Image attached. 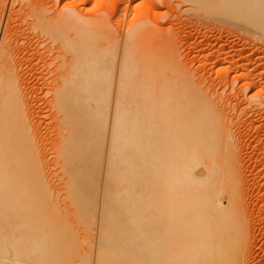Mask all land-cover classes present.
<instances>
[{
  "label": "bare ground",
  "instance_id": "6f19581e",
  "mask_svg": "<svg viewBox=\"0 0 264 264\" xmlns=\"http://www.w3.org/2000/svg\"><path fill=\"white\" fill-rule=\"evenodd\" d=\"M133 1L89 15L96 0H12L6 20L0 0V264L256 261L232 117L255 105L254 127L264 83L248 73L235 97L217 94ZM175 8L229 19L264 53V0Z\"/></svg>",
  "mask_w": 264,
  "mask_h": 264
},
{
  "label": "rangeland",
  "instance_id": "374dc122",
  "mask_svg": "<svg viewBox=\"0 0 264 264\" xmlns=\"http://www.w3.org/2000/svg\"><path fill=\"white\" fill-rule=\"evenodd\" d=\"M116 2L117 0H96V3L87 7V14L90 15L100 8H105L108 3L111 6L112 4L116 5ZM145 3H154L159 6L162 0H135L132 7L138 5V7L145 10L147 15L161 18V22L167 25L181 43V47H184L182 52L183 61L187 62V66L190 67V70L198 79L204 80L205 84L211 86V90L216 91L217 94H223V96H228L232 92V97H235L238 94L241 82L233 81L248 73L253 74L257 77L256 80H261L264 83V53L261 52L263 44L254 39L248 30L230 22L229 19L224 23H220L216 18L195 17L192 13L181 14V9L175 8L177 0L174 1L171 7L162 5L154 11L153 7L146 6ZM14 7L16 10L19 9L18 4ZM14 7L12 0H7L6 20H8ZM132 7L129 17L132 15L138 17V12L133 10ZM176 15H179L178 23L174 20ZM191 17L192 19H188ZM127 27L128 25L125 28ZM221 50H225L228 60L225 63L217 64L216 61L220 55L218 52ZM201 52L209 55L207 60L199 56ZM196 55L199 57H196ZM194 58L197 60H194ZM251 94L249 93V96ZM41 96L43 94H39V97ZM255 107V105L249 107L241 116L238 112H235L232 121L240 125L238 140L242 147L240 150L242 158L239 170L245 189V207L251 216L252 222H256L251 230V237H257L258 245L254 250V256L256 257L254 264H264V152L262 150L264 147L255 148L258 141L261 139L264 141V110L259 109L262 114L256 116L257 121L254 127L243 126L248 114ZM35 109L38 112L37 106ZM44 114L48 115L49 111L44 110ZM50 119L49 116L44 118V127L50 122Z\"/></svg>",
  "mask_w": 264,
  "mask_h": 264
}]
</instances>
